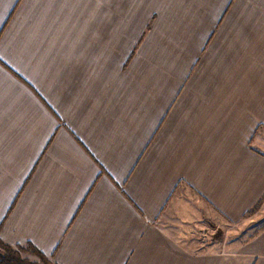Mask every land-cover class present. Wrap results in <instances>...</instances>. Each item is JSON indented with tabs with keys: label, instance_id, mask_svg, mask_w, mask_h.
I'll use <instances>...</instances> for the list:
<instances>
[{
	"label": "crops",
	"instance_id": "1",
	"mask_svg": "<svg viewBox=\"0 0 264 264\" xmlns=\"http://www.w3.org/2000/svg\"><path fill=\"white\" fill-rule=\"evenodd\" d=\"M263 195L264 0H0L3 241L57 264H264V225L199 237Z\"/></svg>",
	"mask_w": 264,
	"mask_h": 264
},
{
	"label": "rangeland",
	"instance_id": "2",
	"mask_svg": "<svg viewBox=\"0 0 264 264\" xmlns=\"http://www.w3.org/2000/svg\"><path fill=\"white\" fill-rule=\"evenodd\" d=\"M264 225V195L246 215L235 224L222 223L221 225H207L200 233V239L207 241L221 240V246H240L246 238L251 237ZM227 241V242H226ZM29 260L39 261V257L30 250L23 254Z\"/></svg>",
	"mask_w": 264,
	"mask_h": 264
},
{
	"label": "trees",
	"instance_id": "3",
	"mask_svg": "<svg viewBox=\"0 0 264 264\" xmlns=\"http://www.w3.org/2000/svg\"><path fill=\"white\" fill-rule=\"evenodd\" d=\"M25 250L37 255L39 261L29 260L23 254ZM0 264H57L48 259V257L32 243H28L27 246H13L0 238Z\"/></svg>",
	"mask_w": 264,
	"mask_h": 264
}]
</instances>
